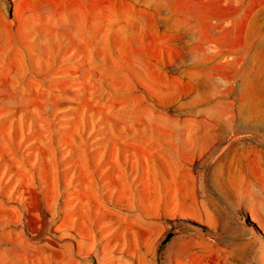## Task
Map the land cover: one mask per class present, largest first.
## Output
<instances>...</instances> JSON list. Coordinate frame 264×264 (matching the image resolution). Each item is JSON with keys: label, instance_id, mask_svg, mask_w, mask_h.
Returning <instances> with one entry per match:
<instances>
[{"label": "rangeland", "instance_id": "rangeland-1", "mask_svg": "<svg viewBox=\"0 0 264 264\" xmlns=\"http://www.w3.org/2000/svg\"><path fill=\"white\" fill-rule=\"evenodd\" d=\"M263 223L264 0H0V264H264Z\"/></svg>", "mask_w": 264, "mask_h": 264}, {"label": "bare ground", "instance_id": "bare-ground-1", "mask_svg": "<svg viewBox=\"0 0 264 264\" xmlns=\"http://www.w3.org/2000/svg\"><path fill=\"white\" fill-rule=\"evenodd\" d=\"M217 118V117H216ZM226 122H228V121H225L224 123H226ZM183 123V122H182ZM191 123H193V122H191ZM190 123V124H191ZM184 124V123H183ZM187 124V123H186ZM185 124V125H186ZM189 124V123H188ZM195 124V123H194ZM184 125V126H185ZM196 125V124H195ZM225 125V124H224ZM189 126V125H188ZM226 126V125H225ZM203 127V126H202ZM196 130V129H195ZM193 132H194V130H193ZM190 133V132H189ZM187 134V133H186ZM191 134H192V131H191ZM194 136V135H193ZM191 143V142H190ZM250 180V179H249ZM249 182V181H248ZM248 185H251V183H248ZM251 187H252V185H251ZM251 187H246V189H245V191H244V193H246V194H248V193H250V192H252L253 191V188H251ZM246 196H245V194H244V198H245ZM245 203H246V210H248L249 211V213L253 216V217H258V215H257V213L255 212V210L254 209H252V207L250 206V203L246 200V198H245ZM242 204H243V202H242ZM264 224V223H263Z\"/></svg>", "mask_w": 264, "mask_h": 264}, {"label": "water", "instance_id": "water-1", "mask_svg": "<svg viewBox=\"0 0 264 264\" xmlns=\"http://www.w3.org/2000/svg\"><path fill=\"white\" fill-rule=\"evenodd\" d=\"M171 235V233L163 240L162 244H161V248L163 247V245L166 243L168 237Z\"/></svg>", "mask_w": 264, "mask_h": 264}]
</instances>
